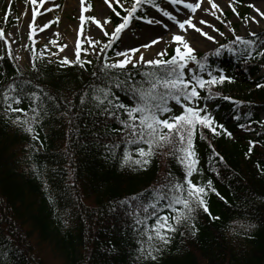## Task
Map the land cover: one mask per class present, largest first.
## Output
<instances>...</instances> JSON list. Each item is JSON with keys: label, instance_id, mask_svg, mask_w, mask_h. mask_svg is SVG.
Returning a JSON list of instances; mask_svg holds the SVG:
<instances>
[{"label": "trees", "instance_id": "16d2710c", "mask_svg": "<svg viewBox=\"0 0 264 264\" xmlns=\"http://www.w3.org/2000/svg\"><path fill=\"white\" fill-rule=\"evenodd\" d=\"M146 7L152 6L142 5L136 16H145ZM114 9L121 13L119 7ZM257 36L264 40V31ZM230 41L225 39L224 44ZM115 43L83 67L78 63L47 64L32 55L29 70H23L9 58L4 36L0 38V94L13 81L23 83L25 91L37 92L49 110L48 115L42 114L40 124L34 125L39 137L34 140L13 122L18 113L6 111L0 95V264H49L43 257L46 253L60 264H264V173L257 167L258 162L264 167V135H260L264 126L252 123L250 131L239 128L238 124L247 125L248 120L243 116L233 119L237 109L222 99L227 95L244 101L239 112H250L253 122L261 121L264 88L255 85L264 83V58L245 63L227 49L219 56H208L210 68H222L235 77L233 83L213 87L211 99H203L209 95L208 89L200 90V106L207 104L234 138L213 135L199 127L193 136L199 169L193 181L206 184L211 180L220 193L218 196L209 190L206 198L210 212L218 219L212 220L198 209L196 235L180 226L172 242L153 261L139 257L141 238L134 230L133 217L118 202L148 194L168 173L182 179L185 169L171 155V146L158 149L145 169L121 167L119 158H105L102 143L116 141L120 134L113 129L121 125L98 116L97 109L91 103L81 104L80 97L105 83L99 69L105 57L109 60L114 56ZM173 54L169 50L164 58ZM141 67L128 69L138 73ZM189 68L207 79L195 62H189L185 69L190 77ZM113 92L123 103L134 104L127 90L113 87ZM217 92L221 97L215 96ZM45 93L54 99L48 100ZM169 105L174 114L183 110L174 101ZM20 107H30L27 97ZM249 140L259 143L246 158ZM213 147L223 161L212 156ZM122 148L117 150L119 156ZM182 232L186 234L181 236Z\"/></svg>", "mask_w": 264, "mask_h": 264}, {"label": "snow or ice", "instance_id": "6c2138e0", "mask_svg": "<svg viewBox=\"0 0 264 264\" xmlns=\"http://www.w3.org/2000/svg\"><path fill=\"white\" fill-rule=\"evenodd\" d=\"M109 8H112L111 0H104ZM170 5H183V10H187L190 14H195L197 10L209 11L202 7V0H168ZM30 3L44 4L45 0H30ZM120 7L124 9L125 13L122 16L121 23L115 26V29L109 34L107 31L104 34L111 35L110 40L105 47H111L114 40L119 39L120 33L128 28L130 21L135 16L137 19H143L149 24H160L161 21L147 16H136L142 5L148 4L159 11L162 16L167 17L168 20L173 21L181 32H186L189 28L194 29L197 33L205 36L208 40L214 41L215 37L209 35L198 27L192 19V15H187L185 19H178L171 11L162 8L156 0H132L131 7L125 8L121 0H116ZM211 5V15H216L217 11L222 12L215 0H208ZM231 6V3H230ZM58 7V5H56ZM91 4L86 3V0H80V16L81 24L85 21V13L91 9ZM253 7L261 17H264V11H261L255 5ZM11 0L8 8L5 10V20L11 15ZM115 11V9H113ZM232 11L236 12L233 6ZM117 16H121L119 11H115ZM33 18L37 15L36 8L32 9ZM247 19V17H245ZM18 19V18H17ZM58 19V18H57ZM98 26L103 28V24L111 22V18L104 19L103 24L96 17L89 16ZM254 22H259L256 17H251ZM200 24H209L208 21L201 19ZM166 28L168 25H164ZM187 26V27H186ZM48 27V25H44ZM216 31H219L216 29ZM234 34V40L228 44H221L212 53H205L203 57L198 58L195 54V49L189 44L185 36L182 34H173L172 42L175 44L174 54L165 59L167 50L157 53V58L144 59L143 53L140 54L139 60H134L128 55L129 52L136 53L138 48L130 47L124 51H117L116 56L123 57L112 62H109L107 57L104 58L103 66L99 69L102 73L101 79L104 84H98L91 90L80 97L81 104L91 103L97 109V115L105 118L115 119L119 122L121 127L113 129L114 132L119 133L116 141L102 143L105 149V158L111 157L113 159L119 158L121 167H132L145 169L151 162L152 158L157 154V150L165 146H171V155L179 161L185 169L182 179H174L171 173L166 174L163 183H159L148 190V194L140 193L133 196L130 200L124 199L118 202L119 207H125L128 215L133 217L134 230L138 232L139 242V257L143 259H151L155 261L162 249L172 242L174 234L178 231L180 226H185L189 229L191 235H196L198 229L195 224V217L198 209H202L204 213L212 220L218 219L213 216L209 210L207 203L208 191L220 195L211 180L206 184H198L193 181V174L198 172V157L196 155L193 136L197 127L201 129H208L213 135H227L229 138H234V133L231 132L223 123H219L216 118L208 110V105L200 106L201 91L208 89L209 95L203 99L212 98V88L216 85H222L226 81L228 83L235 82V77L227 74V72L220 69L210 68L207 63L209 55L219 56L221 51L227 49L234 55H239L242 60L247 63L252 58H264V40H261L255 32H250L249 36L256 37L249 39L240 35H235V30L230 29ZM34 33H30L29 39ZM221 36L224 33H220ZM3 30L0 29V38H3ZM163 37L151 39L150 43L141 45L143 48H150L152 45L159 43ZM7 43V41H5ZM89 43L95 45L100 43L94 39H90ZM61 46V50H63ZM81 43L77 39L76 42V60H69L64 57L63 65L73 63L84 66L85 61L80 59ZM84 51H87L86 49ZM9 58L12 57L9 49ZM3 59V57H0ZM189 62H195L198 65L201 73H206L207 79L204 75L197 74L194 70L188 69L192 75L189 77L185 71L188 68ZM91 63V61H87ZM143 65L138 73L129 71L128 65L136 68L138 64ZM35 68V63H33ZM22 75V73L20 74ZM94 76L98 73L94 72ZM140 79H135L136 76ZM27 83H31L28 81ZM113 87L116 89L127 90L134 104L129 105L123 103L119 96L113 92ZM256 88H264V83H257ZM2 100L5 110L8 112L18 113L15 121L24 128L25 131L32 134V138L39 139L34 125H39L43 115H48L49 110L44 107L45 101L35 91L26 92L23 83L17 84L16 81L10 83L4 90ZM48 100L54 99L48 93L44 94ZM216 97H221V93H215ZM27 97L30 101V107L25 109L20 107L24 98ZM222 99L230 101L237 109V113L232 117L235 120H240L243 116L248 120V124L240 123L238 127L245 130H251L252 123H258L264 126V121L253 122L251 120L252 113L239 112V106L244 101L237 100L231 96L224 95ZM169 101H174L176 105L183 110L179 114H174L173 108L170 107ZM30 112L31 115H27ZM171 113V114H170ZM170 114V115H169ZM24 116L22 119L21 117ZM107 128V126L105 125ZM99 136V133H96ZM264 135V133H260ZM258 140H249L248 149L245 153L246 158L250 157L253 152L254 145L258 144ZM122 148V156L118 155L117 150ZM212 156L218 157L221 161L224 157L218 153L215 148H212ZM257 167L264 173V167H261L260 162ZM223 199V197H221ZM114 206L117 202H113ZM167 209V211H165ZM115 210V207L114 209ZM149 221H153L149 223ZM184 236L186 233H180Z\"/></svg>", "mask_w": 264, "mask_h": 264}, {"label": "rangeland", "instance_id": "374dc122", "mask_svg": "<svg viewBox=\"0 0 264 264\" xmlns=\"http://www.w3.org/2000/svg\"><path fill=\"white\" fill-rule=\"evenodd\" d=\"M9 2L10 0H0V29L4 32V38L11 50L12 57H18L14 60L23 70H29L32 55L52 65L62 63L64 57L75 61L77 39L80 40L82 49L80 59L85 63L87 61L92 63L104 49L108 48L105 45L112 40L111 35L106 36L104 32L107 31L111 34L115 26L121 23L122 14H126L120 4L116 3V0H111L112 8H109L104 0H86V3H90L92 7L85 13V21L81 24L79 19L80 0H45L44 4L38 3L35 6L30 3V0H11V15L5 20V10L8 8ZM121 2L124 3L125 8L131 7L132 0H121ZM159 2L162 8L171 11L180 20L187 18V15L190 14L187 10H183V5L173 6L169 4L168 0ZM189 2H194V0H189ZM215 2L223 9L222 12L217 11L216 15L219 19L211 15L214 10L211 9L208 0H202V7L209 11L198 9L195 14H190L198 27L215 37L214 41L208 40L194 29L189 28L186 32H181L173 21L162 16L156 9L146 7L148 13L145 16L158 19L161 23L149 24L145 20L139 21L134 16L128 28L120 33L119 39L113 41L112 45L116 42L117 47L114 56L109 58V62L122 59L123 57L116 56V52L124 51L130 47L139 49L136 53H128L134 60H139L141 53L147 60L157 58L156 54L165 49L167 52L174 51L175 44L171 40L173 34L184 35L195 49V54L199 55L215 51L219 45L224 44L225 39L234 40V34L230 29H234L235 35L242 37L249 36L250 32L259 34L264 31V17H261L253 7H249L250 4L255 5L264 11V0H215ZM233 6L236 8V12L232 11ZM33 7L37 11L35 18L32 15ZM114 7H119L121 16L115 14ZM89 16L96 17L102 24L105 18L110 17L111 22L103 24V28H101L89 20ZM251 17H256L259 22H254ZM201 19L208 21L209 24H200ZM115 20L117 23H114ZM44 25H48V27L45 28ZM164 25H168V27L166 28ZM221 32L224 33L223 36L220 35ZM30 33H34L31 39H29ZM157 37H163V40L150 48L141 47L142 44L150 43L151 39ZM90 39L100 43L92 45L89 43ZM61 46L66 47L61 50ZM85 49L87 51H84ZM138 66L143 65L141 63ZM128 67H132L131 64ZM260 118L263 121V115H260ZM43 257L49 264H60L49 253L43 254Z\"/></svg>", "mask_w": 264, "mask_h": 264}]
</instances>
